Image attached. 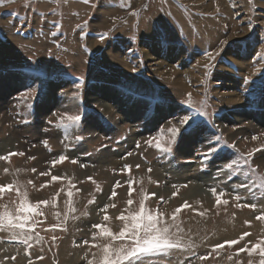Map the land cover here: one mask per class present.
I'll return each mask as SVG.
<instances>
[{
    "label": "rangeland",
    "instance_id": "374dc122",
    "mask_svg": "<svg viewBox=\"0 0 264 264\" xmlns=\"http://www.w3.org/2000/svg\"><path fill=\"white\" fill-rule=\"evenodd\" d=\"M249 19L256 25L251 33ZM100 33L109 36L101 40ZM261 40L264 0H3L0 157L23 155L0 159V184L13 185L0 194V210L19 203L17 186L30 203H49L37 210L42 215L30 214L36 221L31 247L0 230V264H87L86 254L98 251L91 246L102 242L93 239L99 232L93 225L118 232L123 222L116 217L138 209L142 190L156 194L146 208H159L170 230L179 229L190 245L159 256L158 264L258 262V254L236 253L264 237V220L256 219L264 199L239 187L248 183L264 195V59L254 55L264 52ZM220 41L229 45L214 67L204 68L203 53ZM185 108L206 112L204 124L197 136L170 145L167 129L180 126ZM75 115L83 119L67 128L60 123ZM157 140L171 152L157 149ZM209 147L214 151L205 166ZM60 155L67 158L61 162ZM213 187L227 204L217 205ZM185 201L190 207L173 220ZM244 232L251 235L239 244L213 250Z\"/></svg>",
    "mask_w": 264,
    "mask_h": 264
},
{
    "label": "snow or ice",
    "instance_id": "6c2138e0",
    "mask_svg": "<svg viewBox=\"0 0 264 264\" xmlns=\"http://www.w3.org/2000/svg\"><path fill=\"white\" fill-rule=\"evenodd\" d=\"M85 3H88L89 0H84ZM0 3H3V0H0ZM249 24V32L251 33L256 25L253 23L251 19L248 21ZM86 26V25H85ZM55 35V33H53ZM109 33H100L99 37L101 40L107 38ZM162 43L167 46V39L166 37H161ZM261 43H264V40H261ZM229 45L228 41H220L219 46L214 51L206 50L203 55L208 58V63L203 65L204 68H211L214 67L213 61L216 59L217 56H220L221 53L224 51V48ZM254 55L258 59H264V52H255ZM231 63V62H229ZM233 67H235L233 65ZM135 71V69H133ZM261 78L264 79V71L261 72ZM251 77H244L243 81L246 83ZM189 95L188 104L191 103V94ZM34 99V98H33ZM185 114L179 120V127L173 125L172 127L168 128L167 131L171 134L169 138V144H175L176 141L181 136H188V137H195L199 134L204 120L201 117L206 116V112H200L199 109L192 110L193 112H199V115H193L192 112L189 111L188 108H185ZM83 119L82 115H75V116H67L66 120L67 123H64L65 118H61L60 123L63 124L65 128L69 127L73 123H78ZM49 123H51L49 121ZM218 139V138H217ZM252 139H257L256 136H253ZM44 145L47 147V141H42ZM146 143L151 144L152 141H146ZM137 147H139V142H137ZM155 147L157 149L162 150L165 153L171 152V147H164L159 140L156 141ZM234 147V146H233ZM51 151V149H49ZM214 151L212 147H209L208 152L204 154V161L211 158V153ZM23 155V153H14L10 152L5 156L0 157L3 160H9L13 155ZM128 155H131L129 153ZM249 155H252L251 153ZM67 157L64 155L59 156V161L65 160ZM34 159V158H33ZM57 161L53 160L52 164H55ZM75 162V161H73ZM228 163L224 166L225 169H231L233 167V163ZM245 163H248L247 158H245ZM139 167V165H137ZM125 169L130 171V166L125 165ZM32 171H35L33 169ZM151 171V169H149ZM255 171V169H253ZM7 172V169H5ZM47 173H41V175H46ZM243 175L247 177L249 175L248 172H244ZM231 178V177H230ZM62 179L61 177L52 176V181H57ZM91 179V178H89ZM262 183L260 184V188L264 189V177L261 178ZM31 183V181H29ZM131 181H129V191L128 196L129 199L127 200L128 205H132L134 201L130 198L133 192L131 187ZM47 184V182H46ZM46 184L41 185V188L45 187ZM119 186V181L116 182V185L113 186L111 196L109 197L114 198L117 196L116 187ZM240 188L248 189L249 193L253 195L254 199H264V195H256L252 188L249 186L248 183H242ZM13 188L12 184H0V194L4 193L5 191H9ZM17 193L19 203L15 204L14 207H10L8 204L2 206V210H0V230H5L8 233L12 234L13 236L19 237V242L23 245L31 247L30 241L33 239V235L29 230L36 221L30 215L31 213H37L42 215L43 213L38 212L37 210L41 205H47L49 203L48 200H37L35 204H32L28 200V193L27 191H21L20 187L17 186L15 188ZM213 194L216 196V203L217 205L224 203L227 204V200H222V196L225 194L221 192L219 194L216 193V189L213 187L211 189ZM234 191L238 192V189H234ZM58 195V194H57ZM69 197L72 196V192L69 191L67 193ZM155 193L147 194L142 190V198L139 201V207L136 210H128L127 215L124 212H121L120 215L116 217L117 220L123 222V227L119 229L118 232H113L104 224H94L93 228L98 229V233H93V239L95 240L97 236L101 238V243L94 244L91 247L96 248L98 251L91 253V258H89L88 254H86L85 259L87 264H158V257L161 255H167L170 250L172 249H182L190 247V245H185L183 243L182 238L178 235L179 229L177 232H172L170 227L163 219V214L159 211V208L156 209L155 213L151 209L146 208L145 202L150 198V196H155ZM176 193H173L175 196ZM237 201L242 198L239 195L235 196ZM160 202H164V198H160ZM67 203L70 204V201ZM89 203H94V200L89 201ZM247 207L254 208V204L246 205ZM109 205H105L103 211H105V215L103 219L108 221L111 219L109 215H107V208ZM115 207V205H112ZM190 207L187 201L184 202L183 205L175 209V213L173 214V220L175 219V214L181 212L182 209ZM202 215V213H201ZM257 220H264V214H261L256 217ZM245 223H250L246 221ZM60 227V225H53L52 229ZM251 234L248 232H244L240 235L238 239L233 240H226L220 244L214 245L213 250H218L223 248L225 245L229 247L233 245L239 244L242 240L246 237L250 236ZM36 239H40L38 236ZM55 239V238H53ZM119 241V244L116 245L113 242ZM85 244H88V241H84ZM249 244L251 246H249ZM247 252L249 257H251L254 253L258 254L259 260L258 262L249 259L248 264H264V237H261L256 240L255 243L249 241L248 244H245L244 247H240L237 249V255L239 253ZM209 253L206 256H200L199 259L205 260L210 256ZM15 259V257H12ZM31 264V261H29ZM238 264H242V262H238Z\"/></svg>",
    "mask_w": 264,
    "mask_h": 264
},
{
    "label": "bare ground",
    "instance_id": "6f19581e",
    "mask_svg": "<svg viewBox=\"0 0 264 264\" xmlns=\"http://www.w3.org/2000/svg\"><path fill=\"white\" fill-rule=\"evenodd\" d=\"M201 3H202V2H201ZM217 7H218V6H217ZM218 8H219V7H218ZM205 10H206V9H205ZM209 11H210V10H209ZM215 12H216V11H215ZM218 12H219V11H218ZM206 14H207V13H206ZM228 30H229V29H228ZM6 143H7V142H6ZM2 144H4V143H2ZM7 146H8V145H7ZM3 147H5V145H3ZM9 147H11V146H9ZM0 148H1V147H0ZM5 148H6V147H5ZM5 148H4V149H5ZM0 151H1V150H0ZM2 151H3V149H2ZM8 151H9V150H8ZM199 192H200V191H199ZM219 241H220V240H219ZM216 243H218V242H216ZM0 248H1V247H0ZM4 255H5V254H4ZM4 255H3V256H4ZM6 255H7V254H6Z\"/></svg>",
    "mask_w": 264,
    "mask_h": 264
}]
</instances>
